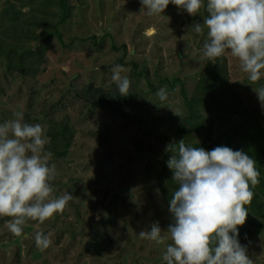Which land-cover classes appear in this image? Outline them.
<instances>
[{"label":"rangeland","instance_id":"1","mask_svg":"<svg viewBox=\"0 0 264 264\" xmlns=\"http://www.w3.org/2000/svg\"><path fill=\"white\" fill-rule=\"evenodd\" d=\"M67 3V19L55 29L61 23L58 0H0V33L7 23L2 13L14 9L20 16L19 24L30 20L26 23L28 32L36 31L37 36L0 39L2 48L13 45L19 56L27 48L24 60L33 66L28 76H22L7 67L5 53L0 52V123L15 119L14 114L20 112L23 122L41 124L47 138L45 150L50 126L65 123L71 148L63 157L52 156L49 161L55 166L50 196L56 198L65 192L73 196L62 211L43 223L27 219L20 236L4 226L10 217H0V264H165L162 255L172 242L166 232L172 217L163 190L169 199L175 190L170 187L171 177L161 176L169 154L166 149L176 137L191 140L207 151L202 143L207 134L215 141L228 132L234 143L244 141L248 134V126L235 131L241 124L239 115L231 114L222 104L208 108L212 103L204 99L199 86L209 62L202 54L207 29L196 34L190 26L202 24L207 12L202 7L198 15L190 16L170 3L162 14L148 17L139 0ZM114 45L117 50H113ZM223 56L226 62L219 64L226 66L228 92L218 95L217 102L229 103L232 88L237 108L246 110V118L256 117L264 131V106L254 92L264 84V78L248 81L239 60ZM121 59L134 61L140 69L146 67L156 90L144 76L133 78L132 68L121 64ZM116 64L123 67L121 75L128 77L130 87L142 94L130 120L90 109L73 94L74 81L114 88L111 69ZM182 86L188 98L195 100L191 122L197 124L198 133L186 128L189 114ZM161 88L169 93L166 102L156 96ZM259 174V183L250 186L254 199L246 205L248 215L238 236L253 264H264V168ZM255 200L259 205L255 206ZM152 223H158L162 243L138 236L141 230H150ZM36 232L51 234L47 249L36 247Z\"/></svg>","mask_w":264,"mask_h":264},{"label":"clouds","instance_id":"2","mask_svg":"<svg viewBox=\"0 0 264 264\" xmlns=\"http://www.w3.org/2000/svg\"><path fill=\"white\" fill-rule=\"evenodd\" d=\"M148 17L160 15L171 3L190 16L202 7L207 15L203 23L190 29L200 34L207 29L202 54L212 60L230 55L250 82L264 78V0H139ZM123 67L111 69V79L125 96L130 80L122 76ZM254 92L264 106V84ZM156 96L166 102L169 93L161 88ZM15 119L0 123V217H10L4 226L14 236L22 234L27 219L43 223L64 209L73 198L69 192L51 198L50 181L55 166L52 152L45 150L47 138L42 125L23 122L20 112ZM168 150V149H166ZM166 166L178 183L168 201L172 223L167 228L171 243L162 255L165 264H253L247 247L240 243L239 226L244 225L248 205L253 198L250 186L259 183L256 162L242 150L216 146L211 150L176 142ZM158 223L138 236L162 243ZM50 233L36 232L35 245L47 249Z\"/></svg>","mask_w":264,"mask_h":264},{"label":"trees","instance_id":"3","mask_svg":"<svg viewBox=\"0 0 264 264\" xmlns=\"http://www.w3.org/2000/svg\"><path fill=\"white\" fill-rule=\"evenodd\" d=\"M10 1V0H9ZM13 1H19V0H13ZM60 8L62 10L61 13V23L58 22L55 25V29H57L62 22H64L67 19V16L69 14V6L67 3V0H58ZM12 5V4H11ZM169 7L171 5L169 4ZM11 12H15V14H11ZM1 18L7 19V23L5 26V29H3L2 33H0L1 37L0 39H20L25 34H29L27 37L29 38H36L35 36L36 31L32 33L31 31L28 32V29L26 27V23L30 22V20L25 19L22 23L19 24L20 16H18L17 11L14 9H11L3 12L1 15ZM31 20H33L31 18ZM34 24V22H32ZM36 24V23H35ZM1 29V25H0ZM10 29V31H9ZM53 33V32H52ZM58 37L60 40H62L61 34L56 31ZM51 34V33H49ZM35 36V37H34ZM206 37V36H205ZM29 38V39H30ZM45 38H48V35H46ZM207 39V38H205ZM104 40L101 39L100 42ZM3 44V43H2ZM100 44V43H99ZM10 45V44H9ZM10 48H2L0 45V52L5 53V60H7V67L11 69H15L19 74L22 76H28L30 74V69H33L31 63L29 65L27 64L26 60H24V55L26 54L27 48L22 50L19 56V50L15 48L13 45L9 46ZM114 49L117 50V47L112 46ZM123 47V53L124 56L127 53V48L125 45ZM40 50V49H39ZM39 50H37V54H40ZM6 51V52H5ZM13 54H15V60L13 59ZM224 56L214 58L212 60H209L207 67L208 69L203 71V74L201 75V81H200V88L204 90V99L209 100L212 105H208V108L216 109L220 104H222V107L227 108L229 111H231V114H237L240 116L241 120L239 121L241 124L238 125V128H235V131L243 130L246 127L247 128V137L244 139V141L240 143H234V138L231 136L230 133L225 132L221 135L219 140H224L219 143V140L211 141L210 134H207L205 136L206 141L202 142L209 150L212 148L220 145L227 146L233 150H242L243 152L247 153L251 158L256 162V168L259 172L262 168H264V141H263V127L259 123L258 119L254 116H248L249 118H246L245 112L246 110H242L240 108H237L236 104V95L233 89H229L231 91L230 97L231 101L229 103L226 102H217L218 95L225 96V94L228 92V78L227 74L225 72L226 66L220 67L219 63L226 62ZM119 62L125 66H130L132 68V75L133 78H138L141 76H144L145 79L148 81L150 88L155 91L157 86H152L150 83V77L149 72L146 67H143L140 69L138 67V64L134 61H124L123 59L119 60ZM225 64V63H224ZM36 70V69H35ZM201 72V71H200ZM75 83L72 84L74 87L73 94L75 95V98L83 101L86 106H88L90 109H96V110H104L108 111L111 114L118 116L123 119L130 120L132 117V112L135 108H137L141 102H142V94L139 90L134 89L133 87H129L128 93L125 96H122L118 90L117 86H114V88L111 89H104L102 87H98L93 83H83V84H76L77 81H74ZM169 80H164L163 83H167ZM161 83V84H163ZM77 86V87H76ZM181 93L184 98L185 104L188 107V114L186 120V128L193 131V133H198V127L197 124L192 123L191 120L194 118V115L196 113L195 111V100H190L186 94L185 88L182 86ZM247 120L250 122L247 125ZM246 124V125H245ZM67 125L65 123H62V125L56 127V126H50V141L47 145V151L52 152V156H59L63 157L69 150H70V140L67 135L68 131L66 129ZM188 129V130H189ZM181 137H176L175 141L169 146L168 149V156L167 160L171 155H176V152L173 150L176 142L181 140ZM184 140V139H183ZM184 143L186 146L191 147H198L195 142H192L191 140H184ZM161 176L166 179L167 177H171L172 179V172L171 170L166 166L165 161L163 162L162 170H161ZM172 182L170 187L176 190L178 187V183L176 181H169ZM165 200H169V197L166 195L165 191L163 190ZM254 199V197H253ZM256 202V200H255ZM259 205L258 202H256L257 206Z\"/></svg>","mask_w":264,"mask_h":264}]
</instances>
